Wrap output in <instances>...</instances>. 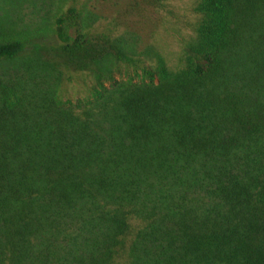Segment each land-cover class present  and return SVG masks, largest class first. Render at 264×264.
Wrapping results in <instances>:
<instances>
[{"label":"trees","instance_id":"trees-1","mask_svg":"<svg viewBox=\"0 0 264 264\" xmlns=\"http://www.w3.org/2000/svg\"><path fill=\"white\" fill-rule=\"evenodd\" d=\"M166 1L0 16V264H264V0H193L174 65L120 34Z\"/></svg>","mask_w":264,"mask_h":264},{"label":"rangeland","instance_id":"rangeland-1","mask_svg":"<svg viewBox=\"0 0 264 264\" xmlns=\"http://www.w3.org/2000/svg\"><path fill=\"white\" fill-rule=\"evenodd\" d=\"M8 2H11L7 4ZM86 0H79L81 6ZM193 0H167L163 12L165 15L164 26L157 31L151 40L150 53L141 50L140 38L134 34L121 32L124 41L134 51L142 53L146 59H151L155 51L162 53L170 65H174L179 55L186 49L192 40L193 23L195 16L192 12ZM58 0H0V16H4L7 22L16 21L20 25L35 26L50 18L55 12ZM11 8V10L9 9ZM83 20L86 26L101 27L108 26V20L100 19L84 9ZM154 51V52H153ZM17 61L0 62V75L11 73Z\"/></svg>","mask_w":264,"mask_h":264}]
</instances>
